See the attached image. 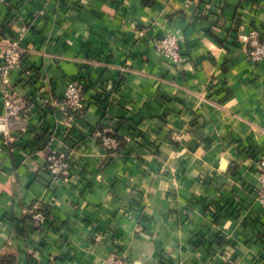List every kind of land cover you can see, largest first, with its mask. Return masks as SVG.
I'll use <instances>...</instances> for the list:
<instances>
[{"label":"crops","instance_id":"0c3cea01","mask_svg":"<svg viewBox=\"0 0 264 264\" xmlns=\"http://www.w3.org/2000/svg\"><path fill=\"white\" fill-rule=\"evenodd\" d=\"M23 25L12 80L29 111L4 123L0 100L3 264H103L116 247L128 264H264V61L239 38L264 37V0L0 4V42ZM168 32L179 65L152 50ZM69 80L83 86L80 119L63 109ZM98 129L130 140L110 155ZM52 150L69 154L60 181ZM37 207L41 229L25 220Z\"/></svg>","mask_w":264,"mask_h":264},{"label":"built area","instance_id":"2783aa9c","mask_svg":"<svg viewBox=\"0 0 264 264\" xmlns=\"http://www.w3.org/2000/svg\"><path fill=\"white\" fill-rule=\"evenodd\" d=\"M7 0H0V4ZM28 30L26 25L21 26L13 36L3 37L0 42V100L2 105V120L6 123L10 119L22 118L29 111L28 100L16 92L15 84L12 80V73L19 68L22 49L20 41ZM243 43L246 55L251 64L264 61V37L261 31L256 27H251L245 34L239 35ZM180 37L175 33H166L161 37L152 38L150 44L152 50L164 57L169 63L179 65L183 61V55L180 51ZM23 73L28 75L29 69H22ZM63 109L69 116L76 119L82 118L86 108V98L81 83L75 80H69L64 88ZM6 140L10 141L8 133H4ZM92 135L98 139L102 148L110 155L120 153L129 142V137H117L111 135L109 131L94 130ZM46 170L55 181L64 179L71 171L69 154L66 151L52 150L46 158ZM258 191L257 200L264 210V156L258 159ZM28 209L24 211L25 217L29 216L26 224L31 228L41 229L48 221L46 212ZM103 264H128L127 255L119 248H113ZM224 264H231L225 261Z\"/></svg>","mask_w":264,"mask_h":264},{"label":"trees","instance_id":"16d2710c","mask_svg":"<svg viewBox=\"0 0 264 264\" xmlns=\"http://www.w3.org/2000/svg\"><path fill=\"white\" fill-rule=\"evenodd\" d=\"M117 137H119L118 135H116ZM120 138V137H119ZM37 211H42V212H45L43 208H40V207H37L36 209ZM27 219H29L30 217L29 216H26ZM3 263H7L4 259H1L0 260V264H3ZM9 264H12V262L9 260L8 261Z\"/></svg>","mask_w":264,"mask_h":264}]
</instances>
